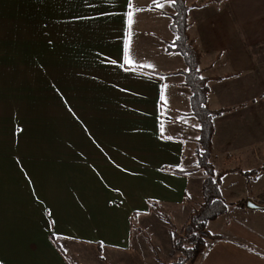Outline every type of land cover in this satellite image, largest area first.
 Masks as SVG:
<instances>
[{
	"label": "crops",
	"instance_id": "1",
	"mask_svg": "<svg viewBox=\"0 0 264 264\" xmlns=\"http://www.w3.org/2000/svg\"><path fill=\"white\" fill-rule=\"evenodd\" d=\"M133 2L145 10L129 42L128 0H0V264H159L169 232L143 250L136 221L158 208L181 227L202 202L187 67L167 50L172 4ZM184 2L219 113L210 163L229 172L227 213L206 227L223 240L195 264H264V0Z\"/></svg>",
	"mask_w": 264,
	"mask_h": 264
},
{
	"label": "trees",
	"instance_id": "2",
	"mask_svg": "<svg viewBox=\"0 0 264 264\" xmlns=\"http://www.w3.org/2000/svg\"><path fill=\"white\" fill-rule=\"evenodd\" d=\"M172 7L174 14L172 16L171 31L175 36V40L171 45H168L167 50L179 53L187 67L184 73L185 86L191 92V114L199 124V138L197 141L199 149L196 153L197 166L206 174L201 187L202 204L190 213L182 229V237L177 236V234H172V237L174 249L181 252L185 257L178 264H185L184 261L186 260L190 261L191 264H195L204 256L211 244L223 240L222 237L211 235L206 227L209 222H213L227 213L228 206L221 196L219 186L221 178L229 172L216 174L210 163L214 130L212 119L219 113L211 112L207 106L209 93L207 81L200 76L198 69L199 52L187 33L188 8L184 0H177L176 4H172ZM236 206L246 207L247 203L241 201ZM262 209L264 210V208ZM51 239L59 248L57 240L53 237ZM183 243L190 245L191 248L184 250L182 248Z\"/></svg>",
	"mask_w": 264,
	"mask_h": 264
},
{
	"label": "rangeland",
	"instance_id": "3",
	"mask_svg": "<svg viewBox=\"0 0 264 264\" xmlns=\"http://www.w3.org/2000/svg\"><path fill=\"white\" fill-rule=\"evenodd\" d=\"M263 58H264V56H263ZM263 58H261V59H263ZM64 61H66L67 64L69 65L70 61H69L68 56L65 58L63 57V62ZM51 62H50V64L52 65ZM51 65L47 66V68H52ZM259 69L264 70V59L260 61V68ZM54 96H55V94H54L53 88L47 87V92H46L47 144H49L52 141V137H53V127H54L53 117H54V99H55ZM205 178H206V174H205ZM201 201H202V198H201ZM201 204H202V202L200 204L196 203V204L192 205L191 206V209H192L191 212L193 210L198 209V207ZM229 210H232V208H230ZM185 224H186V222L181 227L172 226V224L169 223L168 212L165 210H162V209L155 208L151 214L147 215L146 217H142L141 222L136 221V223L134 225V232H135V235H136V231L139 234H141L142 246H143L142 249L147 250V248H148L147 245L151 243L150 239L154 238V236H152V234L157 235L158 238L161 239V241H164L163 236H165V232L168 231L170 239H171V243H172L171 250H168L169 251L168 254L165 255V257H163V259L161 261H159L160 262L159 264H178L180 262V260H184L185 257H183L181 252L174 249L172 234H177V236L182 237L181 232L183 231L182 229H183ZM216 230H217V227L212 226V227H210V229L208 231L210 233H215ZM182 248H184V250H186V249H190L191 247H190V245L183 243ZM151 249H149V251L152 254L153 249L152 250ZM62 252L65 255V252L63 250H62ZM65 257L70 262H72L69 257H67L66 255H65ZM184 262H185V264H191V262L188 260H186Z\"/></svg>",
	"mask_w": 264,
	"mask_h": 264
},
{
	"label": "snow or ice",
	"instance_id": "4",
	"mask_svg": "<svg viewBox=\"0 0 264 264\" xmlns=\"http://www.w3.org/2000/svg\"><path fill=\"white\" fill-rule=\"evenodd\" d=\"M153 2L158 7H163V4L160 3V0H153ZM167 2L169 4H173L174 5V4L177 3V0H167ZM127 8H128V10L125 13V15H126V28H127L126 35H127L128 39H129V42H130V39H131V36H132L131 26L134 23V13L140 12V11H144L145 9L134 7L133 0H128ZM129 46L130 45L128 43H126V47H125V50H124V63L121 64V67H123L124 64L131 65L133 63L132 59L129 56ZM113 63H115V62H113ZM161 99H164V97L162 96ZM161 132H163V125H161ZM169 139H171V137H169Z\"/></svg>",
	"mask_w": 264,
	"mask_h": 264
},
{
	"label": "water",
	"instance_id": "5",
	"mask_svg": "<svg viewBox=\"0 0 264 264\" xmlns=\"http://www.w3.org/2000/svg\"><path fill=\"white\" fill-rule=\"evenodd\" d=\"M247 208H249V209H258L257 206H255V205H253L251 203H247Z\"/></svg>",
	"mask_w": 264,
	"mask_h": 264
}]
</instances>
